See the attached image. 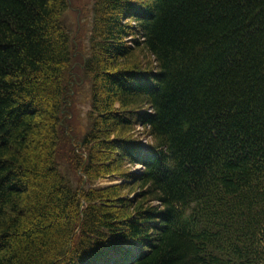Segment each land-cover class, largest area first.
<instances>
[{
    "label": "trees",
    "instance_id": "trees-1",
    "mask_svg": "<svg viewBox=\"0 0 264 264\" xmlns=\"http://www.w3.org/2000/svg\"><path fill=\"white\" fill-rule=\"evenodd\" d=\"M68 8L0 0V264H264V0Z\"/></svg>",
    "mask_w": 264,
    "mask_h": 264
},
{
    "label": "rangeland",
    "instance_id": "rangeland-1",
    "mask_svg": "<svg viewBox=\"0 0 264 264\" xmlns=\"http://www.w3.org/2000/svg\"><path fill=\"white\" fill-rule=\"evenodd\" d=\"M91 0H69V8L63 17V24L68 32L69 36L76 42V64L77 67L80 63L81 57L86 53V47L88 43L89 30H90V13ZM78 68V67H77ZM72 102L70 104V110L73 113V123L71 115V126H74L75 133L78 135L83 134L86 129V115L89 110V92L87 85L81 81L79 69H75L72 72ZM137 130H142L140 127ZM143 143H146L145 138L142 139ZM139 167H134V170ZM110 184L108 180L100 181L99 185L105 186Z\"/></svg>",
    "mask_w": 264,
    "mask_h": 264
}]
</instances>
